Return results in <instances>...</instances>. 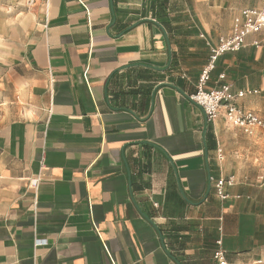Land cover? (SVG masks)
<instances>
[{
	"label": "crops",
	"instance_id": "crops-1",
	"mask_svg": "<svg viewBox=\"0 0 264 264\" xmlns=\"http://www.w3.org/2000/svg\"><path fill=\"white\" fill-rule=\"evenodd\" d=\"M244 9L264 0H0V264H219V239L264 264V129L168 85L192 96ZM224 83L264 120V29Z\"/></svg>",
	"mask_w": 264,
	"mask_h": 264
},
{
	"label": "built area",
	"instance_id": "built-area-1",
	"mask_svg": "<svg viewBox=\"0 0 264 264\" xmlns=\"http://www.w3.org/2000/svg\"><path fill=\"white\" fill-rule=\"evenodd\" d=\"M264 29V9H244L234 20L232 32L223 36L217 46L212 47L208 64L203 69L196 86V92L191 96L203 109L208 120H213L224 113L226 120L242 128L246 133L253 134L257 128L264 129V120L252 111L246 110L239 105V100L247 94L257 93L256 90L235 92L232 86L224 83L217 88H207L211 72L220 55L225 52L238 51L246 45L249 34L260 32ZM259 45V42H254ZM224 77V74L221 75ZM232 177L220 179L216 182V191L220 198L227 199L226 185H233ZM218 248L214 251V259L219 264H227L225 250L222 247V239L217 240Z\"/></svg>",
	"mask_w": 264,
	"mask_h": 264
},
{
	"label": "water",
	"instance_id": "water-1",
	"mask_svg": "<svg viewBox=\"0 0 264 264\" xmlns=\"http://www.w3.org/2000/svg\"><path fill=\"white\" fill-rule=\"evenodd\" d=\"M145 20H147V21H150V22H152V23H154V24H156L157 26H159L160 28H161V30H162V32H163V34H164V36H165V38H166V42H167V44H168V47L170 48V46H171V44H170V40H169V37H168V34H167V31L165 30V28L158 22V21H156V20H154V19H145ZM139 23L137 22V23H134V24H132V25H130L129 26V30L130 29H133L134 27H136L137 25H138ZM169 86H171V87H173V88H175L176 90H178L180 93H182V94H184V95H186L190 100H192L193 102H195L193 99H192V97L191 96H188L181 88H179L178 86H176V85H174V84H168ZM196 104H198L197 102H195ZM199 105V104H198ZM200 106V105H199ZM201 107V106H200ZM202 108V107H201ZM203 110V109H202ZM204 112V111H203ZM205 114V113H204ZM205 116H206V114H205ZM206 118H207V116H206ZM207 120H208V118H207ZM206 131V130H205ZM204 140H205V137H204ZM206 156H207V154H206ZM178 184H179V186H180V182L178 181ZM181 187V186H180ZM209 189H210V187H209ZM181 192L183 193V195H184V192H183V189L181 188ZM185 196V195H184ZM134 203H135V205L137 206V208H138V210H139V212L149 221V222H151L157 229H158V227H157V225L155 224V222L149 217V216H147L141 209H140V207L138 206V204L136 203V201L134 200ZM158 231H159V233L161 234V232H160V230L158 229Z\"/></svg>",
	"mask_w": 264,
	"mask_h": 264
}]
</instances>
